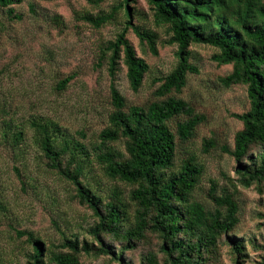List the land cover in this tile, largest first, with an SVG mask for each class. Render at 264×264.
Masks as SVG:
<instances>
[{"label": "rangeland", "instance_id": "1", "mask_svg": "<svg viewBox=\"0 0 264 264\" xmlns=\"http://www.w3.org/2000/svg\"><path fill=\"white\" fill-rule=\"evenodd\" d=\"M128 1L133 13L130 22L157 35L158 55L151 54L147 45L128 29L126 39L136 57L146 62L149 71L139 91L134 93L120 62L114 86L127 107H146L166 98L155 96L160 83L154 81L168 76L176 66L177 46L168 43L170 34L165 26L156 24L147 0ZM121 2L21 0V4L14 7L20 20L9 18L6 10L0 8V135L4 124L25 133L21 155L18 152L15 155L0 143V264L31 263L32 243L27 236H19V232L31 233L43 244L41 260L44 264H53L50 261L53 253H72L62 248L65 239L77 240L79 248L83 242L92 248L89 255L78 254L79 264H117L110 256L99 254L100 246L90 233L97 219L75 199L74 187L46 167V160L32 145L28 123L34 119L55 121L67 135L80 140L78 133H83L85 138L80 141L90 149L98 148V135L107 127L113 109L106 61L110 53L105 47L126 28L127 19L124 9H120L114 20L95 28L81 17L111 14ZM189 49L190 63L198 68L199 74L187 77L186 87L180 94L171 93L167 97L182 99L196 114L203 115L205 121L195 129L191 140L179 142L176 139L173 171L190 157L204 166L193 199L208 210L215 208L208 199L210 180L216 181L218 195L224 189L234 195L239 222L231 238L243 243L241 263L264 264V185L244 188L237 184L234 194L228 179L237 182V165L231 155L221 150L226 146L232 151L234 137L242 130V123L233 115L249 110L247 89L245 86L229 89L221 86L219 78L229 74L231 66H219L211 59L216 49L203 45H192ZM71 75L74 78L65 89L57 90V84ZM185 119L176 117L169 121L170 130L175 133L176 125ZM208 140H212L215 147L204 153L203 144ZM112 146L127 158L124 141ZM257 151L252 149L251 155ZM83 180L102 199L103 205L118 189L129 206V219L134 222L135 207L128 199L133 190L131 186L109 181L96 165ZM103 241L112 251L125 245L108 237H103ZM160 243L156 235L147 232L135 249L124 253V258L131 264H141L152 253L164 264ZM233 257L231 245L223 238L209 264H234Z\"/></svg>", "mask_w": 264, "mask_h": 264}, {"label": "trees", "instance_id": "2", "mask_svg": "<svg viewBox=\"0 0 264 264\" xmlns=\"http://www.w3.org/2000/svg\"><path fill=\"white\" fill-rule=\"evenodd\" d=\"M86 1L99 4L105 0ZM147 1L156 24L167 28L170 34L168 43L177 46L176 66L168 76L154 81L160 83L155 96L166 98L146 107H127L114 86L120 62L126 69V77L134 93L139 91L149 71L146 62L136 57L134 48L126 39L128 29L147 45L151 54L158 55L157 35L133 25L129 1L122 0L111 14L96 17L85 14L81 17L95 28L114 20L120 9H124L127 19L126 28L105 47L110 53L106 61L113 109L107 127L98 135V148L90 149L80 141L85 138L83 133H78V140L49 119H34L28 123L32 145L46 160V167L74 187L75 199L97 219L90 233L100 246L99 254L110 256L117 264H131L124 258V253L135 249L145 234L151 232L161 241L159 249L164 256V264H209L223 238L231 245L234 264H242L243 243L231 238L239 222L234 195L226 189L218 195L216 181L210 180L208 199L215 208L208 210L193 199L204 166L195 157H190L182 161L177 171H173L176 139L179 142L191 140L205 117L196 114L182 99L167 96L180 94L186 87L187 77L199 74L198 68L190 63L189 48L192 45L216 49L211 59L219 66H231V72L219 78V83L225 89L245 86L249 103L248 111L233 115L243 125L234 137L233 150L221 147L222 152L231 155L237 165V182L228 181L234 194L237 184L244 188L264 185V0ZM20 4L21 0H0V8L15 20L21 19L14 10ZM102 54L105 55L104 52ZM73 78V75L63 78L57 84V90L65 89ZM176 117L186 119L176 125L173 133L168 122ZM0 136V143L8 146L15 155L16 152L21 155L20 148L25 140L23 130L4 124ZM119 141H124L127 158L112 146ZM214 147L215 143L208 140L202 151L207 153ZM252 149L258 150L255 155H251ZM94 165L109 181L133 188L128 196L135 207L133 223L129 219V206L118 189L103 205L102 199L85 184L83 179L91 173ZM18 235L27 236L32 243L33 255L28 264H44L41 260L43 244L31 233L19 232ZM103 237L125 245L112 251ZM62 248H68L72 253L51 254L53 264H79L80 252L86 255L93 252L88 243L83 242L79 248L78 241L71 239H65ZM141 264L160 263L154 254L149 253Z\"/></svg>", "mask_w": 264, "mask_h": 264}]
</instances>
